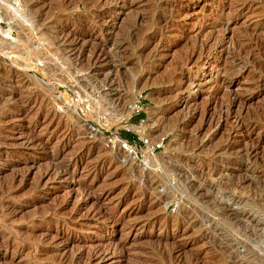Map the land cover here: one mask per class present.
Segmentation results:
<instances>
[{"label": "rangeland", "instance_id": "1", "mask_svg": "<svg viewBox=\"0 0 264 264\" xmlns=\"http://www.w3.org/2000/svg\"><path fill=\"white\" fill-rule=\"evenodd\" d=\"M34 1L0 0V264H264V0ZM61 138L100 172L43 176Z\"/></svg>", "mask_w": 264, "mask_h": 264}, {"label": "bare ground", "instance_id": "2", "mask_svg": "<svg viewBox=\"0 0 264 264\" xmlns=\"http://www.w3.org/2000/svg\"><path fill=\"white\" fill-rule=\"evenodd\" d=\"M26 1H32V0H26ZM38 1V0H37ZM37 1H34V2H37ZM89 1V0H88ZM70 2V1H69ZM86 2V1H85ZM103 2V1H102ZM124 2V1H123ZM25 3H28V2H25ZM66 3V2H65ZM72 3V2H71ZM70 3V4H71ZM107 3V2H106ZM109 3V2H108ZM114 3V2H113ZM28 4H30V2L28 3ZM27 4V5H28ZM50 4V3H49ZM69 4V3H68ZM95 4H96V1H95ZM103 4V3H102ZM105 4V3H104ZM150 4V3H149ZM44 5V4H43ZM42 5V6H43ZM73 5H74V3H73ZM78 5V4H77ZM87 5V4H86ZM151 5V4H150ZM75 6V5H74ZM104 6H106V5H104ZM109 6V5H108ZM121 6V5H120ZM125 6V5H124ZM28 7V6H27ZM43 7H45V6H43ZM48 7V6H47ZM65 8H66V6H64ZM122 7V6H121ZM35 8V7H34ZM37 8H40V7H37ZM36 8V13L38 12L37 10H39V9H37ZM61 8V7H60ZM99 8H100V6H99ZM127 8V7H126ZM10 9V8H9ZM28 9H30V8H28ZM53 9V8H52ZM86 9H88V8H86ZM109 9V8H108ZM167 9V8H166ZM32 10H33V8H32ZM32 10L30 9L29 10V12L31 11L32 12ZM41 10H43V9H41ZM150 10V9H149ZM165 10V9H164ZM168 10H170V9H168ZM172 10V9H171ZM11 18H13V20L15 19V18H17V20L18 19H22V21L23 22H25L26 20L25 19H23V16H22V10L21 9H18V8H16V7H11ZM26 11H28V10H26ZM34 11V12H35ZM54 11V10H53ZM57 11V10H56ZM107 11V10H106ZM145 11V10H144ZM49 12V11H48ZM51 12V11H50ZM149 12V11H148ZM155 12V11H154ZM163 12V11H162ZM35 13V14H36ZM168 13V12H167ZM38 14V13H37ZM118 14V13H117ZM137 14V13H136ZM166 14V13H165ZM111 15V14H110ZM95 16V15H94ZM135 16V15H134ZM105 17V16H104ZM129 17V16H128ZM98 18V17H97ZM111 18H112V16H111ZM140 18V17H139ZM163 18V17H162ZM167 18V17H166ZM109 19V18H108ZM12 20V21H13ZM16 20V19H15ZM146 20V19H145ZM172 20V19H171ZM174 20V19H173ZM230 20V19H229ZM94 21V20H93ZM100 21V20H99ZM107 21V20H106ZM124 21H125V19H124ZM135 21V20H134ZM30 22V21H29ZM101 22V21H100ZM104 22V21H103ZM109 22H110V20H109ZM15 23V22H14ZM17 23V22H16ZM26 23V22H25ZM33 23V22H32ZM31 23V24H32ZM106 23V22H105ZM144 23V22H143ZM146 23V22H145ZM19 24V23H18ZM17 24V25H18ZM111 24V23H110ZM114 24V23H113ZM165 24V23H164ZM163 24V25H164ZM220 24V23H219ZM227 24V23H226ZM11 25V24H10ZM27 25V24H26ZM37 25V24H36ZM114 25H116V24H114ZM221 25V24H220ZM32 26V25H31ZM112 26V25H111ZM161 26V25H160ZM166 26V25H165ZM18 27L20 28V26L18 25ZM22 27H24V26H22ZM28 27V26H27ZM100 27V26H99ZM115 27V26H114ZM17 28V27H16ZM30 28V27H29ZM32 28V27H31ZM158 28V27H157ZM22 30H23V28H21ZM20 29V30H21ZM28 29V28H27ZM143 29V28H142ZM25 30L26 29H24V32H25ZM105 30V29H104ZM131 30V29H130ZM164 30V29H163ZM22 32V31H21ZM4 32H2L1 31V28H0V34H3ZM107 33V32H106ZM111 33V32H110ZM109 34V33H108ZM140 36V35H139ZM28 37V36H27ZM65 37V36H64ZM115 37V36H114ZM140 38V37H139ZM78 40V39H77ZM84 40V39H83ZM92 40V39H91ZM90 40V41H91ZM139 40V39H138ZM63 41V40H62ZM73 41V40H72ZM58 42V41H57ZM132 42V41H131ZM158 42V41H157ZM223 42V41H222ZM69 43V42H68ZM75 43V42H74ZM81 43V42H80ZM83 43V42H82ZM86 43H87V41H86ZM92 44V43H91ZM116 44V43H115ZM59 45V44H58ZM88 45V44H87ZM93 45H95V44H93ZM97 45V44H96ZM102 45V44H101ZM100 45V46H101ZM84 46L85 45H82V46H80L79 45V47L77 48V50L75 51V56L76 57H79L82 53H83V51L85 50V48H84ZM110 46V45H109ZM199 47V46H198ZM91 48V47H90ZM92 48H94L93 46H92ZM76 49V48H75ZM110 50H112L111 48H109ZM108 49V50H109ZM117 49V50H116ZM120 48L119 47H113V51H115V55H116V53H118V51H120L119 50ZM205 49V48H204ZM94 50H95V48H94ZM207 50V49H206ZM60 51V50H59ZM89 51V50H88ZM113 51L112 52H110V53H112L113 54ZM240 51V50H239ZM106 52H108V51H106ZM105 52V53H106ZM226 52H227V50H226ZM93 53V52H92ZM105 53H103V49H101V51H99L98 52V54H94V56H93V58H92V60H91V68H92V66L93 67H95V65H98V66H96L97 68H98V70L96 71L97 73H99V75L101 74H108L106 77H110V76H113V75H117L118 73H120L119 72V67L117 66V65H109L108 63H106V61H107V58L109 57V56H106L105 55ZM198 53V52H197ZM200 53V52H199ZM106 54H108V53H106ZM110 55V54H109ZM211 55V54H210ZM74 56V57H75ZM86 56V55H85ZM117 56V55H116ZM191 56V55H190ZM19 57V56H18ZM82 58V57H81ZM118 58V57H117ZM84 59H85V57H84ZM143 59V58H142ZM78 60V59H77ZM188 60V59H187ZM80 61V60H79ZM87 61V60H86ZM109 61V60H108ZM189 62V61H188ZM30 63V62H29ZM190 63V62H189ZM75 64V63H74ZM186 64V63H185ZM203 65V64H202ZM201 65V66H202ZM173 66V65H172ZM184 66V65H183ZM86 67V66H85ZM75 68V67H74ZM84 69V68H83ZM86 69V68H85ZM244 69V68H243ZM175 70V69H174ZM178 71V70H177ZM154 72V71H153ZM180 73V72H179ZM96 75V74H95ZM100 75V76H101ZM207 76V77H206ZM205 76V78H208L209 76L208 75H206ZM173 78V77H172ZM204 78V77H203ZM189 80V79H188ZM193 80V79H192ZM201 80V79H200ZM146 81V80H145ZM209 81V80H208ZM15 82V81H14ZM110 82V81H109ZM166 82V81H165ZM167 83H169V82H167ZM194 83L195 82H193V81H190L189 82V85H188V87H189V89H190V87H192L191 85H194ZM117 85V84H116ZM185 85H186V83H185ZM187 88V86H185V88L184 89H186ZM117 89V88H116ZM185 91V90H184ZM181 93V92H180ZM114 94V93H113ZM30 105V104H29ZM26 110V109H25ZM26 112V111H25ZM211 120V119H210ZM69 128V127H68ZM134 129L135 130H139L140 131V133H142V130H141V128H136V127H134ZM91 130V129H90ZM92 132H97L96 130H91ZM71 135V134H70ZM68 137H69V135H68ZM245 140H246V138H245ZM28 141V140H27ZM24 142L23 143V145H24V147H33L34 146V144H35V142H34V144L33 143H30L29 141L28 142ZM36 142H38V143H40L39 142V140L38 139H36ZM69 141L68 140H65V138H61L57 143V146L55 147L56 149V151H54L53 153H52V156L51 157H48V158H46L47 159V161H49V168L47 167L46 169H45V171H43V176H50V177H52L53 179H57V180H60V181H62V180H64V179H69V180H73L74 179V175H69L68 173H67V168L71 165V166H73L77 171H79V170H82V171H85V173H91V174H97V173H99L100 172V170H101V168H99V167H101V165H103V162H102V159L101 160H97L96 162H93V163H91V162H89V160H88V158H84L83 156H79V155H76V154H70L69 153V157L68 158H66V159H62L61 161H59V163H57V162H55L56 160L58 161V159H60V158H62V157H60L62 154H64V152H65V150L69 147V146H71V144H69L68 143ZM249 142V141H248ZM248 142H246V143H248ZM254 142V141H253ZM252 144V143H251ZM9 145V144H8ZM41 145V144H40ZM242 145V144H241ZM42 146V145H41ZM248 146V145H247ZM35 147H37V146H35ZM244 147V149H245V152L247 153V154H249L250 156H251V154L253 153V151H252V147H247V148H245V146H243ZM26 148V149H27ZM44 148V147H43ZM33 149V148H32ZM35 149V148H34ZM127 154L129 153L130 154V159L131 160H134L133 159V157L135 158V155H134V153H132V151H127L126 152ZM245 153V154H246ZM248 155V156H249ZM254 157V156H253ZM99 158V157H98ZM93 159V158H92ZM95 159H96V157H95ZM91 160V159H90ZM92 161V160H91ZM249 161V160H248ZM23 164V163H22ZM24 165V164H23ZM25 167H27V166H25ZM31 167V166H30ZM29 167V168H30ZM32 167H33V165H32ZM115 168V167H114ZM59 169H61V171H59ZM20 174V173H19ZM138 177V176H137ZM49 178V177H48ZM50 179V178H49ZM52 180V179H51ZM55 181V180H54ZM70 182H72V181H70ZM4 190V189H3ZM125 190V189H124ZM5 191H8V189L6 190L5 189ZM138 191V190H137ZM9 192V191H8ZM7 193V192H6ZM78 194H76V195H82L83 197H84V201L83 202H85V201H88V200H90L91 198V195H89V191L87 190V189H84V188H79L78 189V192H77ZM92 193V192H91ZM152 194V193H151ZM2 196H3V194H2ZM8 196V195H7ZM78 196V197H79ZM102 196H103V194L101 195V194H99V195H97V197L95 196V198H96V200H100L101 198H102ZM105 196V195H104ZM149 196V195H148ZM147 196V197H148ZM152 196V195H151ZM106 197V196H105ZM86 198V199H85ZM93 198V197H92ZM156 198V197H155ZM88 199V200H87ZM77 200V199H76ZM150 200V199H149ZM1 201H3V200H1ZM4 201H5V199H4ZM131 201H133V200H131ZM135 201V200H134ZM178 203V202H177ZM3 208V207H2ZM5 208V207H4ZM5 209H8L7 208V206H6V208ZM9 210V209H8ZM11 211V210H10ZM108 211V210H107ZM146 212H148V211H146ZM106 213V212H105ZM3 214V213H2ZM6 214V213H5ZM108 214V213H107ZM145 219V218H144ZM146 221V220H145ZM146 225V224H145ZM91 227V226H90ZM2 237V236H1ZM3 247H6V246H3ZM182 247V246H181ZM182 250V249H181ZM187 255V254H186Z\"/></svg>", "mask_w": 264, "mask_h": 264}, {"label": "built area", "instance_id": "3", "mask_svg": "<svg viewBox=\"0 0 264 264\" xmlns=\"http://www.w3.org/2000/svg\"><path fill=\"white\" fill-rule=\"evenodd\" d=\"M66 109L68 110H73L77 116H79L80 118H86L89 113H91V104L89 101L83 100V101H71L69 103L66 102ZM89 128L94 129L90 124H88ZM108 142L113 145L116 146L118 148H120L123 151H132V153L135 154V152L132 149V146L130 145V142H128L125 139H122L121 137H118L116 135L111 136L108 139Z\"/></svg>", "mask_w": 264, "mask_h": 264}, {"label": "trees", "instance_id": "4", "mask_svg": "<svg viewBox=\"0 0 264 264\" xmlns=\"http://www.w3.org/2000/svg\"><path fill=\"white\" fill-rule=\"evenodd\" d=\"M129 138H131V136L129 137V135H127V136H126L125 138H123V139H125V140H127L128 142L131 143L132 141H131V139H129Z\"/></svg>", "mask_w": 264, "mask_h": 264}]
</instances>
